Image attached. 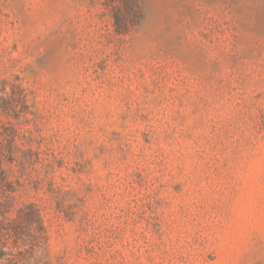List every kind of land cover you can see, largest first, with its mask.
Instances as JSON below:
<instances>
[{
	"label": "rangeland",
	"instance_id": "rangeland-1",
	"mask_svg": "<svg viewBox=\"0 0 264 264\" xmlns=\"http://www.w3.org/2000/svg\"><path fill=\"white\" fill-rule=\"evenodd\" d=\"M0 212V264H264V0H0Z\"/></svg>",
	"mask_w": 264,
	"mask_h": 264
},
{
	"label": "trees",
	"instance_id": "trees-1",
	"mask_svg": "<svg viewBox=\"0 0 264 264\" xmlns=\"http://www.w3.org/2000/svg\"><path fill=\"white\" fill-rule=\"evenodd\" d=\"M118 24V23H117ZM1 214H3L2 212H0Z\"/></svg>",
	"mask_w": 264,
	"mask_h": 264
}]
</instances>
